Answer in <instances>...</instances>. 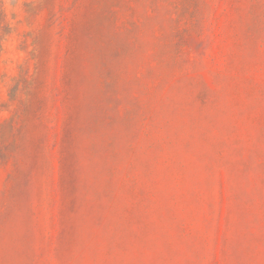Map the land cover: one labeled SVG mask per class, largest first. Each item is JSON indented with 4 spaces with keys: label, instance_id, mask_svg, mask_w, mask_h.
<instances>
[{
    "label": "rangeland",
    "instance_id": "374dc122",
    "mask_svg": "<svg viewBox=\"0 0 264 264\" xmlns=\"http://www.w3.org/2000/svg\"><path fill=\"white\" fill-rule=\"evenodd\" d=\"M0 264H264V0H0Z\"/></svg>",
    "mask_w": 264,
    "mask_h": 264
},
{
    "label": "water",
    "instance_id": "95a60500",
    "mask_svg": "<svg viewBox=\"0 0 264 264\" xmlns=\"http://www.w3.org/2000/svg\"><path fill=\"white\" fill-rule=\"evenodd\" d=\"M18 1V0H17Z\"/></svg>",
    "mask_w": 264,
    "mask_h": 264
}]
</instances>
